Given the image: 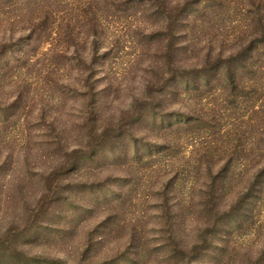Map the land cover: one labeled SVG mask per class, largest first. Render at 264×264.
Returning <instances> with one entry per match:
<instances>
[{
  "label": "rangeland",
  "instance_id": "1",
  "mask_svg": "<svg viewBox=\"0 0 264 264\" xmlns=\"http://www.w3.org/2000/svg\"><path fill=\"white\" fill-rule=\"evenodd\" d=\"M0 264H264V0H0Z\"/></svg>",
  "mask_w": 264,
  "mask_h": 264
}]
</instances>
